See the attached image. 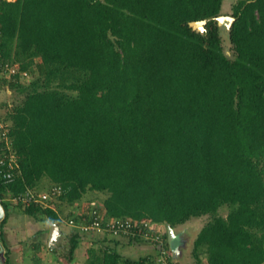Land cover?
I'll return each mask as SVG.
<instances>
[{"label": "trees", "instance_id": "trees-1", "mask_svg": "<svg viewBox=\"0 0 264 264\" xmlns=\"http://www.w3.org/2000/svg\"><path fill=\"white\" fill-rule=\"evenodd\" d=\"M222 3L0 0V71L18 68L0 77L17 99L2 120L18 162L11 182L0 167V203L45 177L61 201L96 195L102 219H148L165 239V223L207 216L194 264L200 252L264 264V0L232 3L230 55ZM201 19L203 34L188 25ZM24 208L58 221L44 204ZM80 238L71 231L68 261ZM149 258L93 245L85 264Z\"/></svg>", "mask_w": 264, "mask_h": 264}, {"label": "crops", "instance_id": "crops-1", "mask_svg": "<svg viewBox=\"0 0 264 264\" xmlns=\"http://www.w3.org/2000/svg\"><path fill=\"white\" fill-rule=\"evenodd\" d=\"M3 91L8 98L11 90L7 85L0 83V100ZM2 105L10 107L9 102L0 103V108ZM51 187L52 183L44 177L30 189L40 193L49 191ZM11 196L9 193L2 196L5 219L0 224V264H78L76 261L79 260L81 264H84L87 250L93 245L111 248L131 261L147 256L152 257L155 254V247L150 243L126 236H112L97 230L81 232L77 227L69 225V219L80 220L81 215H86L91 206H97L99 212H103L99 199L88 201V194L84 197L85 199L71 203L61 201L58 196L46 199L44 205L56 213L58 221L52 220L43 213L25 212L26 205L15 204L11 201ZM53 223L57 224V231L55 240L50 244L49 235ZM71 231H79L81 238L73 251L71 260L68 261V237ZM180 246L184 245L181 243ZM182 254L183 250L180 258Z\"/></svg>", "mask_w": 264, "mask_h": 264}, {"label": "built area", "instance_id": "built-area-1", "mask_svg": "<svg viewBox=\"0 0 264 264\" xmlns=\"http://www.w3.org/2000/svg\"><path fill=\"white\" fill-rule=\"evenodd\" d=\"M18 72L16 65L4 66L0 71V77H8ZM27 75L25 71L21 76ZM0 167L4 182H11L18 172L17 156L12 151L11 141L8 136V128L0 120ZM62 188L54 185L46 193H35L30 188L24 192L10 197L15 204L28 205L44 204L46 199L59 196ZM68 224L77 227L81 232H90L93 230L103 231L112 236H126L132 239H138L150 243L155 247V254L142 262L141 264H175L171 256V251L167 245V239L163 237L164 227L160 228L158 223H154L148 219L134 220L131 218H110L102 219L101 213L97 206H91L86 215H81L80 220L73 218L68 220Z\"/></svg>", "mask_w": 264, "mask_h": 264}, {"label": "rangeland", "instance_id": "rangeland-1", "mask_svg": "<svg viewBox=\"0 0 264 264\" xmlns=\"http://www.w3.org/2000/svg\"><path fill=\"white\" fill-rule=\"evenodd\" d=\"M234 1L235 0H223L221 13L230 15L231 14V5H232V3H234ZM221 38H222L223 48H224L226 54L230 55L231 54L230 43H229V41L226 38V34L223 33ZM21 78H23V80L25 82L29 81V76L28 75H24ZM6 96H7V94L3 91L2 92V96H1L2 99L0 100L1 101L0 103H6L7 104V102H9L10 103V107L9 108H11L14 105V103L17 102L16 101L17 99L14 96V94L12 93V91H11L10 95L8 96V98ZM9 108H8L7 105H4V106L2 105V107L0 108V112H1L0 113V120L2 122H3L2 119H3L4 115H5L4 112L7 109H9ZM47 191L40 192V193H46ZM100 195L102 196L101 193H100ZM94 197L97 200V198H96L97 196L94 195ZM220 213L225 214L226 213V209L222 208L220 210ZM206 218H207V216H201V217H198V218H193V219H191V220L179 225L178 227H175L176 230L181 231V238H182V242L181 243L184 246H181V250H183V254H182V257L180 258V261L183 262L184 264H194L195 259H194L193 254H192L193 240H194L195 236L197 235L199 229L203 225L204 221L206 220ZM159 225H160V228H161L162 225L161 224H159ZM143 242H145V241H143ZM167 245H168V242H167ZM199 257L201 259V264H203V263L206 264L205 253L200 252L199 253ZM76 262H78V264H81L80 260L76 261Z\"/></svg>", "mask_w": 264, "mask_h": 264}, {"label": "water", "instance_id": "water-1", "mask_svg": "<svg viewBox=\"0 0 264 264\" xmlns=\"http://www.w3.org/2000/svg\"><path fill=\"white\" fill-rule=\"evenodd\" d=\"M214 20L216 21L218 27H219V33L222 36L223 33L226 34V38L228 39V33L231 27V24L234 21V17L228 14H220L216 17H214ZM206 19H201V20H194L190 21L188 25L191 27L192 30H195L199 33H204L205 32V24H206ZM4 217V208L3 205L0 203V221ZM165 228H166V237H167V242L169 249L171 251V256L174 260L178 261L181 255V231L176 230L175 227L170 226L168 223H165ZM56 231H57V224L53 223L49 235V242L50 244L53 243L56 237Z\"/></svg>", "mask_w": 264, "mask_h": 264}]
</instances>
